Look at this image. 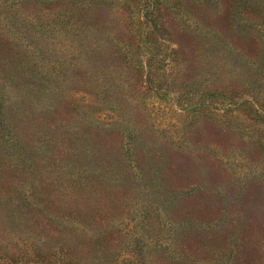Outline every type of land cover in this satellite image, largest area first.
Here are the masks:
<instances>
[{
  "label": "rangeland",
  "instance_id": "374dc122",
  "mask_svg": "<svg viewBox=\"0 0 264 264\" xmlns=\"http://www.w3.org/2000/svg\"><path fill=\"white\" fill-rule=\"evenodd\" d=\"M261 110L264 0H0V264H264Z\"/></svg>",
  "mask_w": 264,
  "mask_h": 264
},
{
  "label": "trees",
  "instance_id": "16d2710c",
  "mask_svg": "<svg viewBox=\"0 0 264 264\" xmlns=\"http://www.w3.org/2000/svg\"><path fill=\"white\" fill-rule=\"evenodd\" d=\"M210 91H211V93H210ZM210 91L207 92L205 97H204V98H208L210 100L204 99V100H200L199 102H196L194 107L192 108L193 110H196L198 108L207 109V110L216 109V107H214L210 103V101L215 98V93L218 90L214 89V90H210ZM237 104H239V102L235 103V105H237ZM243 104L244 103L241 102L239 105H243ZM260 105H262V104H260ZM258 112L263 113L264 110H261V111H258ZM263 115H264V113H263ZM53 250H54V252H52ZM53 250H43L40 247L39 250L37 251V248H36V251H35L34 255L37 258H40V257L47 258V256L50 255V256L53 257V259L58 264H72V263H74V264H83L81 261L84 262L83 258H81V256L77 255V252H75V254H73L71 252H68V250H66V248L63 245H61V244L56 246V248L53 249ZM77 251H78V249H77ZM77 261H79V262H77Z\"/></svg>",
  "mask_w": 264,
  "mask_h": 264
}]
</instances>
